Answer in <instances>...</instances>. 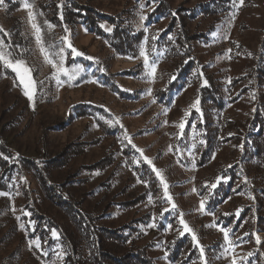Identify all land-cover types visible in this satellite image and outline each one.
Returning a JSON list of instances; mask_svg holds the SVG:
<instances>
[{
  "label": "rangeland",
  "instance_id": "obj_1",
  "mask_svg": "<svg viewBox=\"0 0 264 264\" xmlns=\"http://www.w3.org/2000/svg\"><path fill=\"white\" fill-rule=\"evenodd\" d=\"M135 1L95 0V3L110 13L135 5L134 17L130 20L136 30L146 33L136 57L116 53L105 38L90 32L85 25L62 28L39 4L32 3L44 47L57 63L59 57L56 53L64 48V66L75 69V79L72 80L63 74L57 79L56 69L45 61L28 9L23 7L24 0H3L0 3V28L3 29L0 40L8 46L13 59L27 62L37 82L33 106L24 94L17 74L0 62V144L10 153V165L18 164L22 157L43 162L59 156L68 146L85 144V151L63 172L52 173L50 181L61 183L69 172L77 171L79 178L89 177L94 187L108 188V201L130 200L146 193L145 184L127 165L124 152L128 150L131 157L136 158L132 164L146 162L147 157L152 161L149 165L152 170H160L169 184L168 191L173 200L166 199L159 179L162 191L158 196L148 192L129 210L119 209V205L111 207L107 224L116 227L140 225L141 230L147 232L146 239L140 243H148L149 252L158 264H173L168 256V244L176 234L185 233L179 223V214L183 213V219L195 231L205 249L208 264H233V259L236 264H247L248 249L242 244L244 233L234 234L220 225L216 215L207 211L196 190L199 180L211 170L232 164L235 160L233 148L226 146L221 152L224 161L218 158L213 160L212 166L197 168L193 129L197 120L194 119L191 125L189 121L196 118L195 110L199 108V104L192 107L199 100V84L186 85L171 92L169 98H159V92L167 89L175 76L171 62L163 58L165 51L154 45L151 55L147 42L151 34L157 37L167 27L169 19L151 26L147 16L155 7L154 1L150 7L147 0H139L137 5ZM169 2L175 10L182 9L183 13L191 14L187 23L191 32L198 35L192 51L200 65L195 73L203 74L202 84H207L205 76L208 75L226 91L235 78L252 69L254 54L264 43V0ZM102 28L107 33L113 29L106 22L102 23ZM16 32L23 36L25 44H17ZM66 36L83 55H72L64 40ZM25 52L27 56L20 57ZM144 54L148 56V64L156 69L154 76L146 66ZM237 92L235 88L228 100ZM243 105L237 108V103H231L227 114L238 117ZM250 110L253 112L254 108ZM98 119L107 126L122 128V131L112 137L106 136ZM182 122L185 125L183 130L179 127ZM105 158L112 160V165L105 171L89 174L83 169L84 165ZM11 178L14 180L8 184L11 191L0 189V193L8 194L0 195V264H49L41 255L43 249L29 235L30 215L26 213H30L25 208L27 200L23 185L15 174ZM173 202L176 209H172ZM230 204L223 206V212L233 209ZM143 221L147 224L142 225ZM221 228L228 230L227 238ZM253 238L264 244L263 231H256Z\"/></svg>",
  "mask_w": 264,
  "mask_h": 264
},
{
  "label": "trees",
  "instance_id": "obj_2",
  "mask_svg": "<svg viewBox=\"0 0 264 264\" xmlns=\"http://www.w3.org/2000/svg\"><path fill=\"white\" fill-rule=\"evenodd\" d=\"M28 1L39 4L47 16L62 28L85 25L90 32L105 38L120 55L136 57L146 35L144 30H136L130 20L134 17L135 5L110 13L95 0ZM152 1L155 7L147 16L148 23L152 26L164 19H169V22L157 37L156 34L149 36L148 51L152 55L154 45L165 51L163 58L171 62L175 76L167 89L159 92V98H169L171 92L186 85L199 84V110H195L196 118L189 121L191 125L194 119L197 120L193 128L197 168L212 166L213 160L221 159L226 146L233 148L235 160L232 164L215 168L201 178L196 187L197 194L204 200L207 211L216 215L220 225L234 234L244 233L242 244L248 249L247 264H264V244L253 238L256 231L264 232V43L254 54L252 69L235 78L226 91L208 75L205 76L207 84H202L203 74L195 73L200 65L192 51L198 35L191 32L187 23L191 14L183 13L182 9L175 10L169 0H147L149 7ZM135 2L137 5L139 0ZM104 22L112 26L111 33L102 28ZM15 37L17 44H25L18 32ZM24 56H27L26 52L20 57ZM235 88L238 92L228 100ZM231 103H237V108L244 104L236 118L227 114ZM98 124L109 137L122 131V128L107 126L100 119ZM84 145L68 146L59 156L43 162L22 157L18 164L10 165V153L0 144V189L11 191L8 184L13 180V174L23 185L27 200L25 208L30 213V238L43 249L41 255L49 264H158L149 252L151 247L148 243H140L147 235L140 225L116 227L107 224L111 207L119 205V209L129 210L148 192L155 197L161 193L159 178L148 163L132 164L136 158L125 150L127 165L146 186V193L130 200L108 201V188L102 185L94 187L89 177L79 178L77 171L69 172L61 183L50 181L52 173L63 172L74 158L85 151ZM111 165L112 160L105 158L84 165L83 169L93 174L103 172ZM218 177L222 178L219 183ZM214 184L216 186L212 187ZM230 202L233 209L223 212V206ZM146 224L143 221L142 225ZM168 256L173 264H201L199 248L188 232L176 234L169 241Z\"/></svg>",
  "mask_w": 264,
  "mask_h": 264
},
{
  "label": "snow or ice",
  "instance_id": "obj_3",
  "mask_svg": "<svg viewBox=\"0 0 264 264\" xmlns=\"http://www.w3.org/2000/svg\"><path fill=\"white\" fill-rule=\"evenodd\" d=\"M2 2H3V0H0V3H2ZM241 3H242V0H241ZM23 7L28 9L29 18L33 22L32 23V27L35 29L37 43L40 44V46H41L40 50H41V52L44 55L45 61L47 63L51 64L52 67L56 69V78L59 79V75L63 74L65 76H67V78L69 80L75 79V69H70V68L64 66L65 65V61H66V54H65L64 48L61 47L60 51L58 53H56V55L59 57V63H57L56 61H54L51 58V54L49 53L48 49L44 47V41H43V38L41 36V28L35 22L36 21V13L33 11V4L29 3L28 0H24ZM0 31H3V29L0 28ZM64 40L67 41V47L69 49H71L72 55H74V56L83 55V53H80L78 50H76L72 46V44L68 40L67 36L64 37ZM7 48H8V46L5 45L2 40H0V62H2V64L6 68L12 69L17 74L18 80H19L20 84L24 88V94L26 96H28L29 100L33 102V106H34L35 94H36V90H37V82L33 79V76H32L33 69L30 68L27 65V62L24 61L23 59H13L12 52L8 51ZM144 58H145L146 66H148L150 68V71H151L152 75L154 76L155 75V71H156L155 67L153 65L148 64V56H147V54H144ZM205 83H207V81H205ZM198 104H199V100H197L192 105V107L196 108L198 106ZM184 126L185 125H184L183 122L179 125L181 130H183ZM129 143H131V141H129ZM139 151L142 152V150H139ZM145 160H146V162L149 165H152V161L150 159L145 157ZM153 168H154V166H153ZM154 171H155V175L157 177H159V179H160V181L162 183V187H163L164 195H165L166 199L168 201H172L173 198L169 194V191H168L169 184L164 180V177H163V175H162L160 170L154 169ZM221 179L222 178L218 177L217 178V183H219ZM215 186H216L215 184L212 185V187H215ZM0 195H8V194L7 193H0ZM201 207H203V203H202ZM176 208H177V205L173 202L172 203V209H176ZM166 211H167V209H166ZM26 215H30V214L26 213ZM183 215H184L183 213L179 214V216H180V219H179L180 225L183 226V229H184L185 232H188V233L191 234L192 239L195 241L196 245L199 248V251H200V254H201V260H202L203 264H208L207 258L205 256L204 247L202 245H200L199 239H198L195 231L183 219ZM153 226H155V225H153ZM220 230L224 232L225 238H227L228 230L223 229V228H221ZM257 241L259 242V237H257ZM229 245H231V241H229ZM233 264H236L235 259H233Z\"/></svg>",
  "mask_w": 264,
  "mask_h": 264
}]
</instances>
